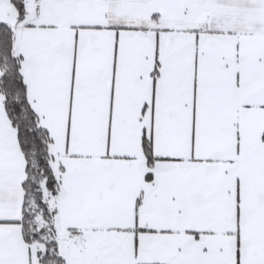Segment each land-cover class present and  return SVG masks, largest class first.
<instances>
[{
	"label": "snow or ice",
	"instance_id": "6c2138e0",
	"mask_svg": "<svg viewBox=\"0 0 264 264\" xmlns=\"http://www.w3.org/2000/svg\"><path fill=\"white\" fill-rule=\"evenodd\" d=\"M0 264H264V0H0Z\"/></svg>",
	"mask_w": 264,
	"mask_h": 264
}]
</instances>
